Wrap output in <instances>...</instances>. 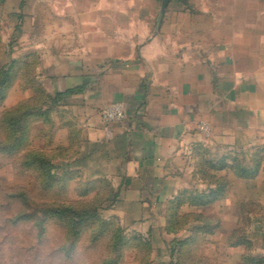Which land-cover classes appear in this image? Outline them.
<instances>
[{"label": "rangeland", "instance_id": "rangeland-1", "mask_svg": "<svg viewBox=\"0 0 264 264\" xmlns=\"http://www.w3.org/2000/svg\"><path fill=\"white\" fill-rule=\"evenodd\" d=\"M75 1L81 14L71 20L52 15L65 12L69 0H24L20 9L32 14L38 3L37 17L12 16L0 2V71L10 67L11 73L2 89L0 113L18 106L49 110L36 118L27 114L22 121V146L0 151V206L4 207L0 220L2 215L31 214L15 224L9 221L5 229L10 235L0 241V258L7 262L10 255L18 254V264H104L113 259L107 264H264V112L258 118L247 116L251 126L223 128L214 136L208 132L174 155L160 193L149 196L124 190L118 182L122 168H117V174L110 159L116 151L110 148L105 160L104 146L88 143L82 107L69 95L57 103L51 100L62 85L58 75L69 66L63 60L67 57L60 55L68 48L39 50L37 39L52 41L57 32L23 28L33 16L44 27L85 22L90 16L82 14L83 9L92 5L133 8L135 14L131 9L123 16L106 15L105 24L134 23L140 25L142 35L148 33L145 25L165 18L163 13L155 17L161 0ZM220 1L171 0L163 8L168 7L167 21L180 22L187 18L180 8L211 9ZM130 29L120 33L131 38L134 31ZM32 149L47 159L51 180L29 164ZM242 170L248 173L243 175ZM218 185L223 188L215 192L216 197L202 203ZM6 192L23 197H8ZM139 195L145 200L140 201ZM60 204L70 207V224L42 212L44 207ZM85 208L94 211L95 218L81 214ZM72 224L79 229L77 235L69 232ZM114 230L120 237L115 247Z\"/></svg>", "mask_w": 264, "mask_h": 264}, {"label": "crops", "instance_id": "crops-1", "mask_svg": "<svg viewBox=\"0 0 264 264\" xmlns=\"http://www.w3.org/2000/svg\"><path fill=\"white\" fill-rule=\"evenodd\" d=\"M0 2L12 16L39 14V1L33 14L20 9L24 0ZM167 9L156 10L155 17L165 18L145 25L148 33L142 35L134 23L105 24L106 15L135 14L133 8L92 5L83 9L90 16L85 22L44 27L33 16L23 28L57 32L52 41L38 38L36 46L68 48L60 54L70 68L58 75L59 90L75 89L64 95L82 107L88 143L104 146L105 160L115 150L110 159L116 172L122 168L119 184L149 196L160 193L174 155L208 132L251 126L247 116L264 112V0L180 8L187 16L180 22L167 21ZM64 11L52 15L71 20L81 14L75 0ZM129 28L134 32L126 39L120 32ZM91 61L97 65L88 69ZM111 101H121L125 115L106 122L100 112Z\"/></svg>", "mask_w": 264, "mask_h": 264}, {"label": "trees", "instance_id": "trees-1", "mask_svg": "<svg viewBox=\"0 0 264 264\" xmlns=\"http://www.w3.org/2000/svg\"><path fill=\"white\" fill-rule=\"evenodd\" d=\"M11 77V73H10V67H7L3 70L0 71V101L2 100L4 93L2 92V89L6 86V84L9 82ZM39 91V89H38ZM75 91V89H71V88H67L65 90H57L56 92H54L53 95H51V100L55 103L59 102L62 98L63 95L66 93H71ZM39 93V92H38ZM40 93H43L40 91ZM27 109V108H26ZM49 110L45 109V110H41L40 106L31 108V109H22L20 106L18 107H9L5 110H3L0 113V151H7L11 148H15V149H19L22 146V141H23V128L25 127L24 122H22L24 120V118L26 117V115L28 114L29 116L36 118V117H41L43 114L47 113ZM20 146V147H19ZM33 150V149H32ZM35 151V150H33ZM33 151H29L31 153H28V155H31L30 160H29V164L36 167L38 170L40 169L41 171V175L45 178V179H52L53 178V173L50 171L49 168V164L47 163V159H44V157H42L38 151L36 150L35 152ZM26 155H22V159L24 162H26V160H28ZM234 167V166H231ZM235 168V167H234ZM243 175H246L248 172L247 171H243L242 170ZM223 188V185H218L215 189H210V195L211 198L208 200H201L202 203H206L209 202L211 200H213L216 197V191L221 190ZM8 197H14V198H22V194L18 193V194H13V193H9L6 192V194H4ZM178 207V206H177ZM0 208H3V206H0ZM70 207L68 206H64V205H52V206H47L44 207L42 209V212L44 214H49V215H53L56 218L59 219H66L68 220L69 224H70V213L68 211H70ZM81 214H84L85 217L91 216L94 217L96 216V213L92 210H88V209H82ZM31 216V214L29 213H24V212H19L17 214H13L11 216H5L2 215V219L0 220V231H2L3 233V237L1 238V242L2 240H6L8 234L10 235V233L8 231H6V227L7 225H9V221L13 224L17 223L20 220H23L24 218H29ZM84 217V218H85ZM75 223V222H74ZM4 228V229H3ZM69 232H71V234L73 235H77L79 233V229L75 227L74 224H72L70 227L68 226ZM43 231V228L41 227V225H39V234H41ZM120 239V237L117 235V232L114 230L112 231V245L115 247V245L117 244L118 240ZM193 238L190 239V241H192ZM73 248V243L69 244L68 246V251L67 254H69L72 251ZM21 250V247H20ZM22 251V250H21ZM263 258H260V260L258 261H262ZM116 259L110 260L111 261H115ZM106 261V260H105ZM109 262H104V264H107ZM19 263V255L18 254H12L10 255V259L7 262H4L1 258H0V264H18Z\"/></svg>", "mask_w": 264, "mask_h": 264}, {"label": "built area", "instance_id": "built-area-1", "mask_svg": "<svg viewBox=\"0 0 264 264\" xmlns=\"http://www.w3.org/2000/svg\"><path fill=\"white\" fill-rule=\"evenodd\" d=\"M100 113L106 122L119 121L125 115V108L121 101H111L102 107Z\"/></svg>", "mask_w": 264, "mask_h": 264}, {"label": "water", "instance_id": "water-1", "mask_svg": "<svg viewBox=\"0 0 264 264\" xmlns=\"http://www.w3.org/2000/svg\"><path fill=\"white\" fill-rule=\"evenodd\" d=\"M166 1L167 0H161V7H160L161 11L163 10V7H164V4L166 3Z\"/></svg>", "mask_w": 264, "mask_h": 264}]
</instances>
